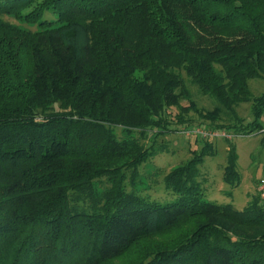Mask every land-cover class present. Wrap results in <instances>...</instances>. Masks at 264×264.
<instances>
[{"label":"trees","instance_id":"trees-1","mask_svg":"<svg viewBox=\"0 0 264 264\" xmlns=\"http://www.w3.org/2000/svg\"><path fill=\"white\" fill-rule=\"evenodd\" d=\"M0 16L31 25L0 19V264H264L257 195L238 210L198 182L210 138H187L200 149L164 176L175 203L127 190L160 138L264 132L249 86L264 79V0H0ZM182 72L218 106L200 108ZM227 143L223 181L239 186Z\"/></svg>","mask_w":264,"mask_h":264},{"label":"rangeland","instance_id":"rangeland-1","mask_svg":"<svg viewBox=\"0 0 264 264\" xmlns=\"http://www.w3.org/2000/svg\"><path fill=\"white\" fill-rule=\"evenodd\" d=\"M52 16L50 14L47 15L48 18H53L54 16ZM0 19L4 22L25 29H28V26H31L10 16H0ZM181 75L191 91L194 101L200 108L209 111L218 106V102L215 99L200 94L197 87L188 80V77L184 72H182ZM249 86L252 95L257 97L264 92V79H252L249 81ZM178 113V108H174L173 114ZM248 114L249 112L244 109L242 116L246 117ZM190 115L195 121L194 125H210V122L201 123L194 112H191ZM228 117V114L222 116L224 123L229 122ZM261 123L264 127V115L261 119ZM176 128L178 130L181 129L180 126ZM117 132L119 134V129ZM263 135L264 132L250 137H233V141L235 140L234 142L236 144L242 145L243 142H249L247 147L239 148V171L243 177V182L240 186H230L223 181L222 173L220 170H217V167L220 166V169H223L226 165V152L224 151L227 146L226 141L222 138L211 139L215 144V148H217V154L214 157H206L204 159V162L199 166L200 176L198 178V182L201 183L202 190L207 200L218 204L231 203L240 210L243 203L247 204V202L256 195V192H253L251 184L253 185V183H255L252 182L254 181L252 180L253 177H258L261 173L262 167H264V146H261V138ZM225 140L229 141V139ZM159 142L166 145L164 152L151 158L146 164L140 167V177L135 184L127 182V190L129 192H136V194L151 203L173 204L177 201L178 197L171 190L166 188L163 178L173 167L185 163L191 157V151L193 149H200L201 141H190L180 132H176L175 134L160 138ZM251 154L252 158H250ZM96 187L98 192H101L109 187V183L103 178L96 183ZM221 188L225 191L220 192ZM246 190L250 191L248 197L244 196Z\"/></svg>","mask_w":264,"mask_h":264},{"label":"built area","instance_id":"built-area-1","mask_svg":"<svg viewBox=\"0 0 264 264\" xmlns=\"http://www.w3.org/2000/svg\"><path fill=\"white\" fill-rule=\"evenodd\" d=\"M186 138L192 139H212V138H222V139H233L235 136L233 133H230L226 130H215V129H206L200 126L193 127L191 129H183L180 132ZM256 195L259 199V204L264 210V173L259 180V183L256 187Z\"/></svg>","mask_w":264,"mask_h":264},{"label":"crops","instance_id":"crops-1","mask_svg":"<svg viewBox=\"0 0 264 264\" xmlns=\"http://www.w3.org/2000/svg\"><path fill=\"white\" fill-rule=\"evenodd\" d=\"M241 105H243V106H241ZM241 105H239L237 108H236V112H237V115H238V117H240V118H243V119H245V121L246 122H248V121H250L251 120V106L250 105H248L247 103H245V105L244 104H241ZM244 109H246L248 112H249V114L248 115H246V117H243L242 116V112L244 111ZM222 122V121H221ZM236 122V117L234 118V117H232L231 118V120H230V122H228V124H231V123H235ZM227 124V125H228ZM207 129V128H206ZM229 132V131H228ZM230 133H232V132H230ZM235 135V134H234ZM252 135H255V134H252ZM252 135H249V136H241L240 135V137H250V136H252ZM235 137H238V135H235ZM264 135L262 136V138H261V146H264ZM224 141H226V148H225V152H226V161H227V152H228V143H227V141L228 140H225V139H223ZM232 140V142L236 145V148H237V153H238V165H239V152H240V150H239V148H241V147H243V148H245V147H247V144L249 143H246V142H243V144L241 145V144H236L234 141H233V139H231ZM194 142V141H193ZM213 143V142H212ZM213 145H214V149L216 150V154H217V148H215V144L213 143ZM250 158H252V154H251V156H250ZM251 161H252V159H251ZM226 166V165H225ZM225 166L223 167V169L221 168L220 169V166L219 167H217V170H220L221 171V173H222V179H223V173H224V168H225ZM249 169H250V167H249ZM219 171V172H220ZM216 172V171H215ZM214 173V172H213ZM241 173V172H240ZM263 173H264V167H262V170H261V173H260V175L258 176V177H256V178H254L253 177V179L252 180H254V181H252V182H255V183H253V185L251 184V187L253 188V192H256V187H257V185H258V183H259V180H260V178L262 177V175H263ZM242 180H243V177H242ZM242 182L243 181H241V184H242ZM240 186V185H239ZM225 190L224 189H220V192H224ZM249 194H250V191H245L244 192V196H246V197H248L249 196ZM249 202V201H248ZM247 202V203H248ZM247 204H242L241 205V209L240 210H242L245 206H246Z\"/></svg>","mask_w":264,"mask_h":264},{"label":"clouds","instance_id":"clouds-1","mask_svg":"<svg viewBox=\"0 0 264 264\" xmlns=\"http://www.w3.org/2000/svg\"><path fill=\"white\" fill-rule=\"evenodd\" d=\"M141 75L140 70L137 69V71L134 73V76L139 77Z\"/></svg>","mask_w":264,"mask_h":264}]
</instances>
